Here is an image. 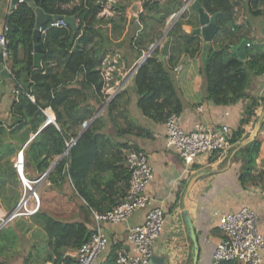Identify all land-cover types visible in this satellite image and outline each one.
I'll use <instances>...</instances> for the list:
<instances>
[{"label":"trees","instance_id":"trees-1","mask_svg":"<svg viewBox=\"0 0 264 264\" xmlns=\"http://www.w3.org/2000/svg\"><path fill=\"white\" fill-rule=\"evenodd\" d=\"M32 1L34 7L41 8L46 14L73 16L77 25L75 30L66 24L64 27H49L45 31L39 41L43 58L41 66L37 68L34 66L32 55L34 8L25 2L18 3L6 16V37L10 42L8 65L16 83L17 95L10 108L12 122L10 125L0 123V158L14 151L11 144L3 139V134H13L29 123L32 130L37 131L46 119L44 110L50 108L55 116L54 124L44 126L24 150V175L25 170L30 167L38 174L45 172L52 159L66 151L53 170L47 174V179L54 184L58 181H69L74 191L71 193L82 200L80 208L85 212L93 209L100 211L101 208L97 206L104 201L107 202L105 210L112 208L122 201L128 188L126 152L138 150L126 143L113 141L102 132V114L82 129L102 106L107 117L112 119V112L123 95L121 90L122 92L107 100L109 94L104 93L106 81L101 69L102 62L108 53L112 55L115 48L126 41L128 53L133 59H140L152 44L161 38L166 27L172 22L170 17L180 12L184 0H141V12L135 19L130 20L124 13L126 4L123 3L125 1L129 4V0H117L114 3L117 14L111 18L98 17L101 5L106 0ZM197 1L208 14L217 15L216 33L224 34L219 44L214 42L209 45L205 64L200 70L206 81L207 98L220 105L234 104L242 98L248 100L238 129L228 136V143L238 144L241 141L242 125L254 116V111L260 105L261 99L248 97L245 89L251 77L264 73V44L247 48L246 59L239 60L232 50V45L240 39V35L236 30L230 29L234 23L237 0ZM259 2L261 0H248L249 8L255 15H263L258 9ZM193 15L197 21V9L191 4L171 24L162 39L163 43L168 42V54L164 60H161V48L157 45L142 63L136 65L135 71L130 75L136 95V107L154 123H164L169 116L178 115L183 110L184 105L173 73L182 56L194 58L201 50L197 35L183 30V25H193ZM106 24H110V28H107ZM126 26L128 31L125 40L113 43V35L120 34ZM89 43L91 46L88 47ZM250 45L249 42L247 47ZM55 56L57 59L51 60ZM109 83L111 86L113 81ZM28 96H33V102ZM91 100L96 101L98 108L92 105ZM124 133L144 137L151 134L149 130L131 121L127 122L122 134ZM259 147L260 141L255 137L236 151L244 160L241 180L252 178L251 170ZM15 173L11 162H0L2 183L7 176L16 175ZM262 175L264 170L253 177L261 178ZM119 182H123L124 186H116ZM95 193L99 196L95 197ZM37 211L31 215V220L41 227L44 232V235L41 234L44 247L49 250L42 262L60 264L68 261L69 258L63 257V252L79 247L88 240L91 232L84 222H64L45 212ZM84 214L88 220L89 213ZM8 246L0 250L6 253ZM32 256L33 254L28 256L25 264ZM217 264L234 262L220 261Z\"/></svg>","mask_w":264,"mask_h":264},{"label":"crops","instance_id":"crops-1","mask_svg":"<svg viewBox=\"0 0 264 264\" xmlns=\"http://www.w3.org/2000/svg\"><path fill=\"white\" fill-rule=\"evenodd\" d=\"M116 1L117 0H106L103 2L98 17L111 18L116 15L117 13L114 9V3H116ZM192 1L193 0H191V4ZM237 2L238 5H236L234 9L233 27H230V29L231 31L236 30L240 35V39L236 40L232 45V50L235 53V48L240 42L246 40L247 45L245 46L244 51L245 58L240 59L235 53L239 60H245L247 57V48L262 46L264 44V0H261V2L258 3V9L263 12V15L253 14L249 8L248 0H237ZM123 3L126 4L124 13L127 17L128 11L133 9V7L130 2L128 4V2L125 3V1H123ZM184 5H187V1L185 0ZM10 6L11 0H3L0 3V32L5 27L6 16L11 10ZM194 16L195 15L192 17L193 25H183V30L186 33L192 32L197 35L201 43V50L194 58L182 56L179 66L173 73L175 85L178 88L180 99L184 105L183 110L178 114L179 122L185 131H192L196 124L207 125L214 128L226 125L229 129L230 136V134L232 135L238 129L239 121L246 108L248 100L247 98H242L234 104L220 105L214 104L207 98L206 81L200 70L205 64L209 45L214 42L219 44L224 34L218 32L209 42H205L200 35L193 32V29L198 27V19L195 21ZM76 25L77 22L75 20V26ZM106 26L107 28H110V24H106ZM169 26L166 27L165 31L170 28ZM127 31L128 28L126 26L120 34L115 33L113 35V39L115 40L113 43L125 40ZM163 37L159 39L161 40L158 44L159 48H161L163 44ZM41 38L40 35V39ZM249 42L251 45L247 47ZM127 44L128 42L126 41L118 48H115V52L112 55L108 53L102 62L101 69L104 81H106V89L104 93H114L113 96H115L118 92L123 91V95L118 102L117 108L112 112V119L107 117L104 112V106H102L95 113L94 117L82 126V129H85L95 117L102 114V117L104 118L102 132L111 137L113 141L126 143L128 146L135 147L138 151H141L146 155L153 172V180L147 190L152 199L151 206L160 207L163 210L166 219L158 238L153 243L152 253L153 255L162 258L164 264H192V247L182 217L183 192L187 182L194 174L203 170H216L214 173L207 174L197 179L191 188L188 198V207L192 224L198 239L199 253L197 264H212V256L215 247L222 240V235L218 228V218L215 215V212L228 213L239 209L241 205H247L255 210L258 216L257 228L259 232L264 235V175H262L261 178L253 177V175L256 176L264 170V115L261 119L260 129L256 135L260 141V147L251 170L252 178L240 179L241 171L244 168V160L236 154L239 145L251 136L258 118L263 113V76L255 75L251 77L245 89L248 97L251 96L261 100L260 105L254 111V116L241 127L242 134L240 137V143H229V147L225 150L202 154L196 159L194 164L187 167L184 165L178 153L173 148H169L165 145L164 123H154L144 116L136 107V95L133 90V82L130 76L132 73L130 72L126 79L125 74L129 70H132L136 65H139V63H142V60H135L132 58V55L128 53L129 49ZM89 46H91V43L88 44V47ZM42 58L43 54L40 58V66ZM56 59L55 56V58L51 60ZM1 61L2 67L7 71L8 75L5 77L0 76V123L3 125H10L13 120L10 114V108L13 99L17 95V90L16 83L11 75V70L8 65L9 60L7 59L4 61L2 58ZM4 65H6L7 68H4ZM53 65L55 66V64H52V66ZM111 81H113V84L109 86V82ZM119 82H123L126 86L123 87V89H120V87L118 88L117 85ZM28 98L33 102V96H28ZM91 103L98 108L99 105L96 101L91 100ZM44 115L46 116V119L39 125L37 131H33L29 123L23 129L13 134H3V139L11 144L14 151L1 157L0 162L8 160L13 165L17 160L19 152H21L22 160L24 161V150L27 148V145L44 126L49 123L54 124L55 116L50 108L44 110ZM49 119H52L53 122H48ZM128 121L149 130L151 133L150 136L144 137L135 135L134 133L122 134ZM118 132H120V134ZM72 142L73 140L70 143L72 144ZM65 153L66 151L61 155L54 157L45 172L41 174H38L30 167L25 170L24 175L22 164V176L27 182H30L33 190L38 195L40 203L38 211L45 212L48 215H50L48 212L41 209V205L45 199H48V195L62 194L64 196L66 191H69L77 203L76 207L78 208L73 219L69 221L84 222L88 230L91 232V228H93L92 210L85 212L80 208L82 200L73 196L72 193L74 191L69 181H58L54 184L46 177ZM13 168L16 171V175L7 176L4 183H2V180L0 179V225L16 208L21 196L25 193L21 176L14 166ZM38 179L39 181H37ZM116 186L123 187L124 184L123 182H119ZM92 192L94 191L92 190ZM98 196L99 194L95 193V197ZM106 203V201L99 203L100 205L97 207L101 208V210L98 212H104L110 209L105 210ZM33 204L32 200L28 202V206L30 207H33ZM84 213H89L88 220H86ZM145 213L146 209H140L135 211L125 222L118 224H103L102 228L107 235L108 246L106 250L98 256L95 264H116V250L119 247L131 250L127 245V232L131 227L143 223ZM18 221H21L20 224L25 228H29L31 233L34 231H39L40 234L44 233L38 224L32 222L31 216H29V218L16 217L10 220L9 223L12 224L13 222ZM27 234L28 233L25 234V238H27ZM13 245L14 246L11 247L18 248V250L14 249L13 252H17L22 248L20 245L18 247L17 244ZM33 245L34 244H32V246ZM32 246L28 249L30 254H33L32 252L35 251L34 249L32 250ZM48 251V248L45 247L42 252L37 253L35 251L33 255L34 257H32L34 259L30 257L27 264H43L42 261L45 256H47ZM11 253L7 254L10 255ZM261 257L262 263L264 264V251L261 253ZM13 264H25V262L19 257L13 260Z\"/></svg>","mask_w":264,"mask_h":264},{"label":"built area","instance_id":"built-area-1","mask_svg":"<svg viewBox=\"0 0 264 264\" xmlns=\"http://www.w3.org/2000/svg\"><path fill=\"white\" fill-rule=\"evenodd\" d=\"M3 0H0V3ZM191 1V0H190ZM188 1V2H190ZM24 0H17L22 3ZM133 9L127 13V19H135L141 12V0H129ZM188 4V3H187ZM187 6V5H186ZM178 14L171 16L170 20L175 21ZM63 20L52 19L47 24L38 28L41 37L49 27H64ZM7 27L0 32V53L4 61L9 57L8 46L10 44L6 37ZM149 55L144 54L140 60ZM7 68L4 65V68ZM136 66L130 70L133 73ZM264 79V73L262 74ZM113 94H109V100ZM1 101V90H0ZM48 122H53L49 119ZM164 143L167 147L173 148L185 166L189 167L196 159L206 153L225 150L229 147V129L226 125L219 128L207 125L196 124L192 131H185L179 122L178 115H171L164 122ZM22 154L17 155L13 166L17 172L22 173ZM125 166L129 172L128 188L122 201L104 212L92 210L93 228L87 241L79 247L68 249L63 252V257L69 258L60 264H95L98 256L108 246V238L103 230V224H118L127 221L132 214L140 209H146L145 219L142 224L131 227L126 235L128 250L119 247L116 250V264H152V246L158 238L166 221L163 210L160 207L151 206V196L148 193V186L153 180V172L146 155L141 151L130 150L126 152ZM23 188L29 192L25 193L19 200L16 208L6 217L10 221L20 216H31L39 208V198L33 190L30 182L21 178ZM39 181V179L37 180ZM32 200L35 204L32 209L28 202ZM218 228L222 240L216 245L212 256V264L220 261H231L242 264H263L261 253L264 251V235L257 228L258 216L252 208L247 205L228 213H217ZM43 264H53L45 262Z\"/></svg>","mask_w":264,"mask_h":264},{"label":"water","instance_id":"water-1","mask_svg":"<svg viewBox=\"0 0 264 264\" xmlns=\"http://www.w3.org/2000/svg\"><path fill=\"white\" fill-rule=\"evenodd\" d=\"M24 2L29 7L34 8L35 22H34V29L32 32V40L34 43L33 58H34L35 67H39L40 66V58L42 56V48L39 44L40 32H39L38 28L40 26L45 25L48 21H50L52 19H56V20H63L66 24L70 25L73 29H75V27H76L75 26V18L73 16H53L50 14H46L41 8L34 7V3L32 0H24ZM16 3H17V0H11L10 8L11 9L14 8ZM192 5L197 9V12H198V27L193 29V32L200 35L205 42H209L211 40V38L216 34L217 29H218L217 24H216L217 15L216 14L208 15L205 12V10L202 7H200V4L198 3L197 0H193ZM185 9H186V5H184L182 7L180 12L178 13L177 18H179L183 14ZM169 27H171V25ZM168 29L163 33L161 38L166 34ZM160 41L161 40H158L154 45H152V47L149 49L148 53L152 52L156 48V46L160 43ZM246 45H247V41L243 40L235 48V53H236L238 58H240V59L245 58L244 51H245ZM167 53H168V42H164L161 46V60L165 59ZM1 60H2V58H1V53H0V76L5 77L8 74H7V71L5 69H3ZM263 115H264V108H263L262 115L258 118V120L255 124V127L251 133V136L247 140L243 141L239 145V148L243 147L244 145L250 143L251 141H253L255 139V137H256L259 129H260L261 119H262ZM214 172H216V170L209 169V170H203L199 173L194 174L189 179V181L187 182L186 187H185L184 192H183V196H182V217H183L185 227L187 230V234L189 237V242H190L191 247H192V264H197L199 249H198V239H197V236H196L193 224H192V219H191V215H190V211H189V207H188V198H189V194H190V191H191V188H192L194 182L197 179H199V178H201L207 174L214 173ZM21 178H23L22 173H21ZM5 222H6V220L2 221L0 228L3 226V224ZM151 262H152V264H164V260L158 256H155V255H152Z\"/></svg>","mask_w":264,"mask_h":264},{"label":"rangeland","instance_id":"rangeland-1","mask_svg":"<svg viewBox=\"0 0 264 264\" xmlns=\"http://www.w3.org/2000/svg\"><path fill=\"white\" fill-rule=\"evenodd\" d=\"M185 1H187L188 3L187 4V8H188L191 5V1L190 0H185ZM129 73L130 70L125 74V79ZM125 86L126 85H124L123 82H119L117 85V87L118 88L120 87V89ZM28 195L29 192H26L25 197H27ZM47 198L48 199H45L44 202L42 203L41 209H44L46 212L52 215L53 218L55 219L57 218L58 220L67 222L73 219L74 214L77 213V209H78L76 207L77 203L75 202L69 191H66V194L64 196L62 194L59 195L50 194L48 195ZM34 205L35 204H33V207ZM33 207H30V209H32ZM20 217L29 218V216H20ZM9 222L10 221H6L3 224V226L0 228V248H4L7 245H9L8 248L5 249L6 253L0 250V262L2 264H13V260L19 257H21V259L25 262V260L28 258V255L30 254V251H28V249L30 248V246H32V244H34L32 246V250L34 249L36 251L40 249L39 252L43 251L44 242L42 241V235L39 233V231L37 232L34 231L33 233H31L29 231V228H25L22 224H20L21 221L13 222L12 224H10ZM26 233H28L27 238H25ZM42 234L44 235V233ZM13 244H17V247L20 245L22 248L17 252H13L14 249L18 250V248L16 249L11 247L14 246ZM35 251L32 252L33 255ZM7 253H11V254L9 255Z\"/></svg>","mask_w":264,"mask_h":264}]
</instances>
